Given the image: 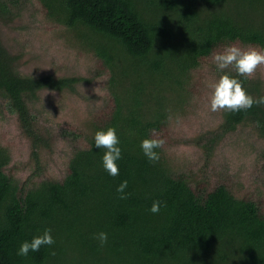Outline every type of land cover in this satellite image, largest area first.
<instances>
[{
    "label": "trees",
    "instance_id": "obj_1",
    "mask_svg": "<svg viewBox=\"0 0 264 264\" xmlns=\"http://www.w3.org/2000/svg\"><path fill=\"white\" fill-rule=\"evenodd\" d=\"M0 16H26L31 27L35 18L31 36L45 45L41 56L54 70L49 47L62 46L64 65L74 70L24 71L0 42V264H264V212L239 196L213 161L243 128L264 138V105L215 112L218 124L191 135L174 136L169 127L197 104L194 77L205 59L218 79L214 53L233 43L264 49V0H0ZM83 58L94 63L81 70ZM225 71L253 98L264 96L258 74L245 79ZM102 77L107 92L88 96L83 85L92 89ZM46 90L59 99L42 111L52 106ZM64 98L92 100L84 128L62 119ZM108 127L116 129L122 153L117 176L103 167L105 149L94 146L95 132ZM52 129L60 140L84 143L71 147L60 179L41 176L56 145ZM153 130L163 141L155 163L140 147ZM22 139L29 150L20 171L11 162ZM176 143L197 147L205 162L199 173L182 170L188 163L166 149ZM125 180L129 196L122 200L116 189ZM157 200L161 209L153 214ZM45 229L51 247L17 255L22 242ZM99 232L108 235L104 246L94 239Z\"/></svg>",
    "mask_w": 264,
    "mask_h": 264
},
{
    "label": "rangeland",
    "instance_id": "obj_2",
    "mask_svg": "<svg viewBox=\"0 0 264 264\" xmlns=\"http://www.w3.org/2000/svg\"><path fill=\"white\" fill-rule=\"evenodd\" d=\"M43 17V11L35 13V18L41 19ZM34 18V19H35ZM31 23L32 27L35 28L36 23ZM29 26L27 34L24 33L23 26ZM32 27L28 24V18L22 17L15 21L9 20L8 18L0 16V42L7 47L12 53L17 55L18 63L21 69L32 73L41 72H57L61 74H69L74 71L71 66L64 65L66 58L63 55L62 49L64 47L60 46L62 49L56 46V49L49 50L52 54L54 62V70L51 68V60L49 57L41 56L39 48L45 47L40 40L32 37ZM25 37V40H22ZM30 41H32L30 43ZM26 43L23 48L22 53L19 49L20 43ZM52 44V43H51ZM35 45V46H32ZM231 45H236L241 48L255 47L261 49L257 45H249L242 43H233ZM38 48V49H37ZM48 49L45 50V52ZM94 63L93 59H84L78 63L77 68L84 70L88 65ZM203 69L201 71L198 69L195 72L194 77V97L198 98L197 104L192 107L194 109H189L187 114L182 115L179 120L174 121L172 126H169L174 131V136H182L189 134L197 130L204 128H212L219 123L220 117L211 112L208 106V97L210 95L209 85L216 80L215 75L208 72L209 58L205 59L203 62ZM264 82V68L258 69L256 75ZM84 91L91 96L94 92L103 94L107 92L105 89V78H99L98 81L93 85V88L86 87L83 85ZM46 96H50V105L45 104L42 111L52 110L51 107H56L57 97L59 95L53 91L46 90L43 93ZM87 96V97H88ZM75 100L71 98H64L61 102L65 104L64 110L61 111L62 119L68 120L73 126H80L84 128L85 124L82 122V116L86 115L88 105L92 102L91 99L87 101H81L82 99L76 98ZM56 105V106H55ZM42 116V114H41ZM44 116V115H43ZM88 118V114L86 115ZM85 116V117H86ZM45 127H47L45 125ZM56 140L55 146L51 151H47L45 161H44V173L41 175L42 178H53L60 179L67 171V156L71 151L73 146H84V143L79 141H70L68 139L60 140L57 136L58 130L52 129ZM248 128H243L237 133H232L224 141L225 144L219 146L220 152L213 159L219 170L225 171V176H231V181L236 188L238 195L244 198L253 199L259 205L261 213L264 212V169L262 165L264 164V159L261 156L262 150L264 148V138L257 137ZM18 137V134L16 135ZM227 143V144H226ZM17 153L15 157L12 158V165L20 168L23 171L27 168L26 158L28 155L27 142L22 139L17 142ZM166 149H172L170 152L174 157H178L181 161H186L188 164L184 168L182 167L180 161L176 160L175 163L182 170L192 171L199 173L200 167L204 166V160L201 156L199 150L195 145H185V144H169L166 145ZM214 171V165L211 163ZM224 167H226L224 169ZM199 171V172H198ZM25 171L20 173L21 176L25 177ZM207 173L211 174L212 170L209 166Z\"/></svg>",
    "mask_w": 264,
    "mask_h": 264
},
{
    "label": "clouds",
    "instance_id": "obj_3",
    "mask_svg": "<svg viewBox=\"0 0 264 264\" xmlns=\"http://www.w3.org/2000/svg\"><path fill=\"white\" fill-rule=\"evenodd\" d=\"M212 61L221 75L209 85L211 91L208 97V106L211 112L235 113L248 110L254 105H264V96L253 98L243 88L239 79L225 71L232 69L239 77H244L245 79L253 78L258 69L264 68V49H257L255 47L241 48L236 45H230L214 53ZM118 144L119 139L114 127L98 130L94 134L95 148L105 149L102 156V164L111 176L119 175L117 161L121 159L122 153ZM162 145L163 141L155 136V130H153V135L143 139L140 147L147 159L155 163L159 160V154L156 150L161 148ZM127 186L128 182L125 180L117 187L116 191L119 193V199L128 198L129 193L125 192ZM161 204V201H154L149 211L153 214H158ZM94 239L98 240L101 246H104L107 243L108 235L106 232H99L95 234ZM54 243L51 230L45 229L42 235L33 237L30 242H22L17 255L27 256L30 251L36 252L42 246L51 247ZM50 255H55V252H50Z\"/></svg>",
    "mask_w": 264,
    "mask_h": 264
}]
</instances>
